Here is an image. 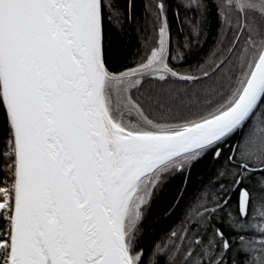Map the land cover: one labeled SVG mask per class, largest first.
<instances>
[{
	"label": "snow or ice",
	"instance_id": "snow-or-ice-1",
	"mask_svg": "<svg viewBox=\"0 0 264 264\" xmlns=\"http://www.w3.org/2000/svg\"><path fill=\"white\" fill-rule=\"evenodd\" d=\"M132 8L0 0V264H264V0H152L115 68ZM214 27L218 62L183 71Z\"/></svg>",
	"mask_w": 264,
	"mask_h": 264
},
{
	"label": "trees",
	"instance_id": "trees-1",
	"mask_svg": "<svg viewBox=\"0 0 264 264\" xmlns=\"http://www.w3.org/2000/svg\"><path fill=\"white\" fill-rule=\"evenodd\" d=\"M151 11L152 0H133L131 14L134 19L126 25L127 34L123 37L122 45L113 49V66L115 68L131 66L132 63L139 58V55L143 51L142 44L145 35L142 25L151 20V16L149 15ZM226 44L227 38L220 34V29L218 27L211 28L200 38L199 45L194 46L191 53L186 55L187 63L182 65V70L196 71L198 69H207L211 71L209 65L212 64L213 60H217L214 53H217L219 49L225 47ZM214 79H218V77H214ZM211 83L212 81L203 82L204 85ZM175 86L185 87L180 84H176ZM201 86L202 85H195L189 87L200 88ZM202 177L206 178L203 169L198 170L197 173L194 174L189 195L194 193L199 187ZM179 184L180 180H176L175 184L165 186L161 189V192L157 194L146 221L150 232L159 233L162 236L170 225L175 227L173 220L178 218L179 213L174 215L171 219L165 216L164 213L174 200Z\"/></svg>",
	"mask_w": 264,
	"mask_h": 264
}]
</instances>
